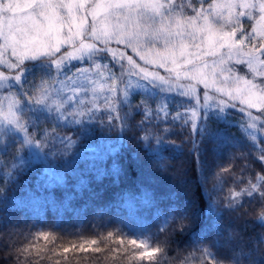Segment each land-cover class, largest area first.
<instances>
[{"label":"trees","instance_id":"trees-1","mask_svg":"<svg viewBox=\"0 0 264 264\" xmlns=\"http://www.w3.org/2000/svg\"><path fill=\"white\" fill-rule=\"evenodd\" d=\"M250 26L245 20L246 31ZM26 65L35 77L44 76L40 61ZM35 84H28L29 95L38 94ZM179 103L177 96L163 103L159 96L134 94L120 106L127 120L122 129L99 121H57V127L54 113L37 109L40 128L30 132L75 143L67 152L57 143L37 146L38 153L31 146L17 152L18 144L0 153V264H200L202 248L218 261L264 264V218H257L264 204L254 197L230 201L233 191L264 174L257 157L264 141L252 140L236 114L195 124ZM129 105L141 107L130 111ZM161 105L167 106L166 118L157 113L140 124L145 107ZM30 118L22 115L23 121ZM145 131L152 133L147 140ZM120 237L162 251L140 260L142 249L120 245ZM91 240L98 242L91 248L101 251L90 250L85 242ZM82 244L89 250L81 251Z\"/></svg>","mask_w":264,"mask_h":264},{"label":"snow or ice","instance_id":"snow-or-ice-1","mask_svg":"<svg viewBox=\"0 0 264 264\" xmlns=\"http://www.w3.org/2000/svg\"><path fill=\"white\" fill-rule=\"evenodd\" d=\"M197 4L192 0L186 3L184 0H0V90L18 88L23 97L20 99L12 92L0 94V153L6 154L17 144V152L31 145L44 150L57 143L65 152L72 148L75 141L71 137L56 134L49 138L46 131L37 137L29 131L40 128L35 112L41 108L57 114L53 120L57 127V121H99L109 128H125L127 120L120 107L121 97L126 100L129 89L140 86V81L156 87L165 85L164 91L179 90L181 95L192 97L205 107L214 100L209 93H219L227 99H221L217 106L242 105L239 109L247 113L248 126L256 129L260 125L259 130L264 132V0H197ZM245 20L251 22L249 31H245ZM101 54L110 57L113 66L119 65L121 75L127 72L129 77L136 76L139 80L135 84L128 80L122 89L118 88L115 76L111 75L112 67L96 62L95 58ZM31 61L48 66L49 81L59 84H63L60 77L71 79L68 72L74 67L81 74L89 72V68L73 63L85 61L109 73L106 77L104 72L99 74L110 82L92 89L91 106L78 97L81 89L73 88L72 95L61 96L62 89L57 88L53 95L51 88L44 86L48 81L43 79L37 88L39 95H29L23 91V81L26 69H30L26 62ZM233 65H244L248 74H241ZM149 66L163 69L167 75L150 70ZM198 86L205 89L202 97ZM98 91L107 93L102 97V105L97 102ZM134 107L141 105H129V110ZM253 110L259 115H254ZM144 112L142 125L157 113H163L165 118L168 115L166 105L155 111L145 107ZM28 113L31 118L23 121L22 115ZM196 118L193 111L191 119ZM147 128L150 127L145 125L144 130ZM9 131L13 133L11 136ZM151 135L145 131L143 139ZM257 153L264 162V153ZM17 167L12 165L13 169ZM7 175L10 178L12 172ZM246 183L247 187L231 193L230 201L239 204L241 197H254L264 204V174L255 175ZM185 227L178 225L180 231ZM112 235L108 233L109 237ZM44 239H48L47 235ZM85 243L90 250L101 251L99 247L91 248L97 240ZM119 244L142 249L140 260L145 257L152 260L162 251L149 250L145 241L137 239L120 237ZM80 250L89 249L82 244ZM69 251L64 249L65 253ZM200 251L204 257L200 264H224L207 248Z\"/></svg>","mask_w":264,"mask_h":264},{"label":"rangeland","instance_id":"rangeland-1","mask_svg":"<svg viewBox=\"0 0 264 264\" xmlns=\"http://www.w3.org/2000/svg\"><path fill=\"white\" fill-rule=\"evenodd\" d=\"M113 46H115V45H113ZM129 55H133V54L129 51ZM95 59H96V62H99L102 65L108 64L109 67H112L111 75L115 76L118 88L122 89L124 86V83H127L128 80H131L133 84H135L137 82V80H139V77H136V76L129 77L127 75V72H125L124 75H121V69H120L119 65L113 66L111 61H110V57L106 58L105 54H101V55L97 56ZM134 59H137V62L141 63V65L143 66L142 61H139L138 58H136L135 56H134ZM31 62H35V61H31ZM73 63L76 64L77 67L89 68V72L81 74V73L77 72L76 68L74 67L71 69V71L68 72V77H70L71 79H68L65 77H60V80H63V84H59L55 80L49 81V78L46 76L49 72L48 66L43 68V70H45V74H43L44 76H42V77L41 76L35 77V74L31 73V67H29L30 69H26V71L24 73V81L23 82L25 84L23 86V91L28 93L29 89H27V88H28V84L31 85V80L32 81L35 80V83H36L35 85L37 86L36 88H38L41 85V80L43 79L45 81H48V83H46L44 86L51 88V90L53 91V95H55L57 88L62 89L61 96L72 95L71 90L73 88L81 89V91L79 93H77L78 97L85 101V105L91 106L90 102L92 101V98H93L92 89L98 88V86L100 84H107L110 82L108 80L103 79L99 73L104 72L105 77L109 76L110 74L107 73L106 71H104L103 69L97 70L94 67V64L92 62L85 61V62H73ZM233 66L241 74H248L244 65H233ZM52 70L54 72V65L52 66ZM150 70L159 71L161 75H167V73L164 72L163 69H156V68L150 67ZM73 80H75L76 82L73 83ZM93 82H95V83H93ZM140 82H141L140 86H134V87L129 89V95H128L126 100L123 97H121L120 106L130 104V102L132 100V96L134 94H137V93H142V94H144L146 96H150V97L159 96L163 103H167L168 101L169 102L173 101L174 98L177 96V97H180V103L179 104L182 106V108H185V110H187V112L189 113V116H192L193 111H195L197 113L196 120L195 121L192 120L195 124H198L199 121H201L204 117L211 116V115L220 117L222 119H227L229 115H230V117H232V116H234V114H236L238 116V119L240 120V122L243 124V128L246 130V132L248 133V135L251 137L252 140H256V141L257 140H263L264 141V132H261L259 130L260 125H258V127L256 129L248 126L249 125V119H248L247 113L241 112L239 109L240 107H242V105H238L237 108H233L230 106H228V107L217 106L216 103H218L221 99H227L226 97L222 96L219 93L210 92L209 94L214 97V100L211 103H209L208 106L205 107V106H201L200 104H198L196 102V100L193 99L192 97L181 95L179 90H177V91H164L163 89L166 87L165 85H160L159 87H156L154 85L148 84V82H146V81H140ZM182 83L187 84L189 82L188 81H182ZM198 87H199V93L202 97L205 89H203L202 86H198ZM9 92L15 93L18 98L23 99V97L20 96V89H18V88H11V89L4 88V89L0 90V94H3V95H7ZM106 94L107 93H100L99 91L96 93V95L98 97H100V99L97 102L100 103L101 105L103 104L102 97H103V95H106ZM36 95H39V92ZM203 103H204V101H203V99H201V104H203ZM78 107H84V106H78ZM41 109H43V108H41ZM43 110L47 111L46 109H43ZM253 113H254V115H259V113L255 112V110H253ZM55 115H57V114H55ZM188 119L191 120V117ZM9 132H11V131H9ZM17 134H19V133H17ZM252 137H255V139H253ZM31 148L36 153H38V148L36 145H31Z\"/></svg>","mask_w":264,"mask_h":264},{"label":"clouds","instance_id":"clouds-1","mask_svg":"<svg viewBox=\"0 0 264 264\" xmlns=\"http://www.w3.org/2000/svg\"><path fill=\"white\" fill-rule=\"evenodd\" d=\"M234 206V204L232 205V207ZM258 219H262L264 218V211H262L259 216L257 217ZM179 230V229H178ZM7 255V254H6ZM224 264H234L233 261L229 260V261H224ZM240 264H245V262L243 261V259L240 260Z\"/></svg>","mask_w":264,"mask_h":264}]
</instances>
